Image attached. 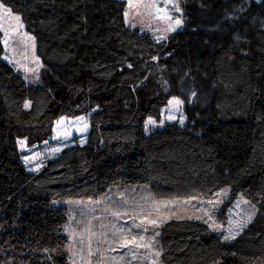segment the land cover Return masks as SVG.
Masks as SVG:
<instances>
[{"label":"trees","instance_id":"1","mask_svg":"<svg viewBox=\"0 0 264 264\" xmlns=\"http://www.w3.org/2000/svg\"><path fill=\"white\" fill-rule=\"evenodd\" d=\"M180 2L182 31L156 42L126 27L117 0H7L43 68L31 84L4 63L0 32V183L8 140L41 145L63 117L89 116V131L35 176L20 167L9 199L0 185V264H69L68 211L54 202L139 187L157 200L228 189V202L256 205L232 241L202 221H167L162 264L264 261V0ZM173 96L186 124L146 135Z\"/></svg>","mask_w":264,"mask_h":264},{"label":"snow or ice","instance_id":"2","mask_svg":"<svg viewBox=\"0 0 264 264\" xmlns=\"http://www.w3.org/2000/svg\"><path fill=\"white\" fill-rule=\"evenodd\" d=\"M129 6L132 5L133 0H128ZM7 0L0 2V21L8 20L9 27L13 31L22 28L21 17L19 15L13 16L12 9L7 7ZM169 5H171V11L176 13H183V9L180 6V0H164V7L161 8L157 4L153 3L151 7L155 8L159 15V19L166 20L169 23L163 30L162 34L157 36V41L166 39V35L163 33L175 31L183 24V20L180 17H173L170 14ZM125 22H128L129 12L125 11ZM16 22L15 27H12L11 21ZM135 27V25H132ZM0 30L4 32L3 43L5 47L9 44V28L4 27L3 23H0ZM23 36L32 41L33 51L35 50V37L28 36L27 33H23ZM239 39V37H237ZM9 63L13 61L8 56L4 57ZM153 60L157 57L153 56ZM35 67H26L24 71L31 73L35 79L39 80L38 70L42 65L39 63V57H34ZM18 63V62H17ZM128 68H132V64L127 65ZM28 77L26 76L25 79ZM167 82L165 81V84ZM196 95L195 92L192 93ZM183 100L173 96L169 100V105L172 106L170 111H179L180 106L183 104ZM31 102L25 103V108L30 107ZM167 119H176L174 115H169ZM78 120L84 121V117H79ZM64 118L56 121L57 125H63ZM148 124H155L156 121L149 118ZM180 123H184V118L181 116ZM163 121H161V125ZM88 127L86 121L80 131H85ZM57 134L60 135V130L57 129ZM65 137L69 135L67 131L64 132ZM21 148L25 146V141H18ZM60 149H53V152H59ZM40 154L36 153L34 156H26L24 160L29 163L33 160L39 159ZM42 165H37L36 169ZM222 192L216 193L218 199H210L206 202L207 207L192 206L191 214L188 213L187 207H181V201L178 199L172 200H156L151 194L141 195L138 199L132 198L131 200L124 194L119 193V200H115L112 197H105L100 201H96V205H103L99 209L100 215H95L96 208L90 209L91 216L87 218V214L81 213V220L76 221L78 225H81L79 231L73 228L71 223L65 225V231L68 233L70 243L67 245L66 251L69 256V264H130V261H137V264H162L161 257L163 256V248L160 246L157 237L160 236L159 229L162 223H166L169 219H188L202 221L212 231H218L223 228L222 224L215 221V213L219 210L218 205L223 203ZM197 197L191 196L189 200L183 201V205H189L191 200H195ZM239 203V202H238ZM244 204L249 205L248 210L240 216L239 219L233 220L230 216L228 221V228L226 234L223 236L225 241L235 240L236 236L252 222L253 217L257 214L256 205L251 201L245 200ZM176 209V210H174ZM231 212V210H230ZM70 220H75V217H70ZM123 221V223H121ZM130 222V223H129ZM128 249L130 257L127 255H113L118 250ZM45 251H48L47 249ZM232 255H235L233 253ZM219 264V262H217ZM264 264V261L261 262Z\"/></svg>","mask_w":264,"mask_h":264},{"label":"rangeland","instance_id":"3","mask_svg":"<svg viewBox=\"0 0 264 264\" xmlns=\"http://www.w3.org/2000/svg\"><path fill=\"white\" fill-rule=\"evenodd\" d=\"M117 1L123 2L125 4L124 13L125 11L129 12L128 22H125V16H124V23L126 27H128L131 30H137L141 35H148L156 42L165 41L171 34L180 32L183 29V25H181L179 28H176L175 31L163 33L164 35H166L167 38L157 41L156 37L162 34L163 30L166 28L169 22L166 20L159 19L158 17L160 14H158L155 8L151 7V5L155 3L159 7L163 8L164 0H133L131 6H129L128 0H117ZM253 1L260 2L262 0H253ZM168 7L170 9V14L173 17H180L182 19L181 13H176L175 11H171V5H169ZM12 14L13 16L17 15L14 13ZM0 23H3L4 27L9 28V44L7 47H5L3 43L4 32L0 30L2 34V46H3V56L1 60L7 65L14 68L16 71L20 72L24 79L27 76L28 78L25 79L27 82L31 84H37L38 81L35 79V77L31 73L25 72L24 68L20 67V65H24L26 67H35V64L33 62L34 57H38L36 52V40H35V50L33 51L32 41L28 40L26 37L23 36V33H27L25 31L23 22H22L23 27L17 29L16 31H13L12 28L9 27V21L7 19L4 21H0ZM133 24L135 25V27L132 26ZM11 25L12 27H15L16 22L12 20ZM27 34L28 36L33 37L29 33ZM5 56H8L9 59L12 60L13 62L9 63L8 60L4 59ZM39 63L42 65L40 59H39ZM42 68L43 65L42 67L39 68L38 75L40 74ZM168 102L166 106H164L161 110L160 119L154 120L156 121L155 124H148L147 121L149 119L146 120L144 125V130L146 135H149L158 130H162L168 124H176L181 127H183L186 124V117L184 114V103L180 106L179 111L173 112L170 111L172 106L169 105ZM169 115H174L176 119H172V120L167 119ZM181 116H183L184 118L183 124L180 123ZM80 117H84V121H86L88 124V127L85 131L79 130L82 128L84 123V121L78 120L79 117L76 118L63 117L64 118L63 125H57L55 123L53 126L52 136L41 145H35L34 147L29 148L26 146L25 143V146L21 148L20 144L18 143V141L20 140L12 139L7 141V144L9 146V153L7 155L5 168L1 174V183H0L2 190V195H1L2 200L9 199L18 189L22 187L23 181L20 176V171H19L20 167L23 169V171L26 174L33 177L36 174H38L40 171H42L53 159H55L68 147L73 145H83L85 143L89 131V121H88L89 116L84 115ZM161 121H163L162 125H161ZM57 129L60 130V135L57 134ZM65 131L69 133L67 138L64 135ZM53 149H60V151L53 152ZM36 153L40 154L39 159L33 160L29 163L25 162L24 157L34 156ZM38 164L42 166L39 168V170H34L36 169ZM119 193H124L130 200L132 198L138 199L141 195L151 194L150 190L146 187H139L135 189L115 188L111 190L107 195L102 196L95 200L54 202V205L66 209L68 211L67 224L71 223L72 227L76 228L77 231H79L81 225H78L76 221L81 220L82 212L87 214V218H90L91 216L90 209L92 207H95L97 209L95 215L99 216L101 214L99 209L102 208L103 205H96L95 202L100 201L105 197H112L115 200H119L120 199V196L118 195ZM223 193L224 194L222 195V197H219V199L223 200V203L218 205L219 210L215 213V221L219 224H222L223 228L221 230L214 232L217 233L223 241H225L223 239V236L226 234V230L229 226L228 221L230 216L233 220L239 219L240 216L243 215L248 210L249 205L244 204L243 201H245V199H242L241 197H238L233 202H228L229 190L225 189L223 190ZM151 196L154 197L152 194ZM210 199H218V197H216L215 195L212 198H197L195 200H191L189 205H183L182 203L183 201H187L189 199H178V200L181 201V207H187L188 209L187 214H191L192 206L207 207L208 205L206 203L201 204V202L202 201L206 202ZM70 217H75V220H70ZM173 219L180 220L178 218H172L169 220H173ZM121 223H123V221H121ZM164 224L165 223H162V225ZM160 228L157 229V231H159ZM64 234L70 243L68 233L65 231ZM157 240L159 241V237H157ZM113 255H118V256L127 255L130 257V252L128 249H123V250H118L116 253H113ZM130 264H137V261L134 260L130 261Z\"/></svg>","mask_w":264,"mask_h":264}]
</instances>
